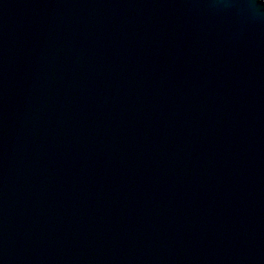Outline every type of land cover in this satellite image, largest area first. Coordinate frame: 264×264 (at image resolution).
Returning <instances> with one entry per match:
<instances>
[{
    "label": "water",
    "instance_id": "water-1",
    "mask_svg": "<svg viewBox=\"0 0 264 264\" xmlns=\"http://www.w3.org/2000/svg\"><path fill=\"white\" fill-rule=\"evenodd\" d=\"M0 264H264V0H0Z\"/></svg>",
    "mask_w": 264,
    "mask_h": 264
}]
</instances>
